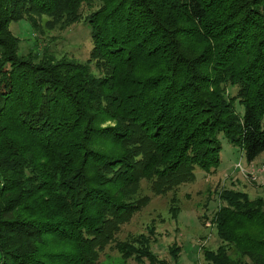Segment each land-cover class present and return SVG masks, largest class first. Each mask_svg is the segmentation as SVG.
I'll use <instances>...</instances> for the list:
<instances>
[{"label": "trees", "instance_id": "obj_1", "mask_svg": "<svg viewBox=\"0 0 264 264\" xmlns=\"http://www.w3.org/2000/svg\"><path fill=\"white\" fill-rule=\"evenodd\" d=\"M20 20L84 21L88 59L20 53ZM221 136L264 152V0H0V264H170L153 224L117 235L149 192L177 221L197 169L223 179ZM217 199L205 264H264V197Z\"/></svg>", "mask_w": 264, "mask_h": 264}, {"label": "rangeland", "instance_id": "obj_2", "mask_svg": "<svg viewBox=\"0 0 264 264\" xmlns=\"http://www.w3.org/2000/svg\"><path fill=\"white\" fill-rule=\"evenodd\" d=\"M30 26L26 20L9 24V29L20 39V53H25L29 49L37 51L46 49L49 54L57 58L66 55L80 62L88 59L91 48L90 28L84 21L76 22L64 29L58 27L47 29L41 22L39 29ZM237 109L242 111L240 106ZM220 141L217 176L223 179L208 178V174L197 169L196 183L182 189V194L188 193L190 197L180 195L179 204L182 211L179 212L177 221L168 211L170 205L168 198L155 196L149 192V203L122 226L117 238L124 240L131 235L146 233V227L153 224L154 241L151 248L159 258L172 264L168 249L171 244L176 243L180 246V264H205L199 247L205 245L213 248L218 244L213 230L211 232L206 228H212L207 224L217 208L219 189L236 188L247 192L252 198L257 195L264 197V152L254 161L247 162L241 147L230 144L223 136L220 137ZM238 162L241 163L243 171L235 167ZM208 192H211L209 196H207ZM201 213H204L208 219L203 218ZM104 253H101L104 264H121L117 258L119 256L117 251L107 248ZM107 256L110 258L107 259ZM125 264L143 263L129 259ZM144 264H147V261Z\"/></svg>", "mask_w": 264, "mask_h": 264}, {"label": "built area", "instance_id": "obj_3", "mask_svg": "<svg viewBox=\"0 0 264 264\" xmlns=\"http://www.w3.org/2000/svg\"><path fill=\"white\" fill-rule=\"evenodd\" d=\"M235 167L238 168L239 170L243 171L241 163H239V162L236 163Z\"/></svg>", "mask_w": 264, "mask_h": 264}]
</instances>
